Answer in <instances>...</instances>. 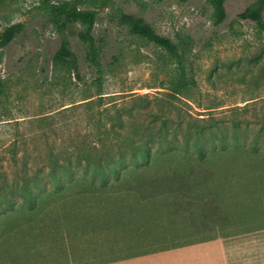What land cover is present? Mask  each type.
Here are the masks:
<instances>
[{
  "label": "rangeland",
  "instance_id": "1",
  "mask_svg": "<svg viewBox=\"0 0 264 264\" xmlns=\"http://www.w3.org/2000/svg\"><path fill=\"white\" fill-rule=\"evenodd\" d=\"M68 1H0V32L23 25L0 48V181L4 175L42 176L53 162L96 151L101 130L116 126L124 107L145 123L136 108L140 98L171 122L219 134L203 154L183 150L147 173L135 172L132 186L124 183L118 193L66 194L31 226L1 236L0 264H182L183 240L191 245L196 231L226 226L219 207L232 221L264 223V31L239 18L257 0H227L220 25L210 0L95 6L103 73L88 65L77 27L66 38L79 76L55 64L62 38L40 8ZM118 13L143 18L175 43L191 38L190 85L178 98L171 96L173 61L113 20Z\"/></svg>",
  "mask_w": 264,
  "mask_h": 264
},
{
  "label": "trees",
  "instance_id": "2",
  "mask_svg": "<svg viewBox=\"0 0 264 264\" xmlns=\"http://www.w3.org/2000/svg\"><path fill=\"white\" fill-rule=\"evenodd\" d=\"M112 1L71 0L42 4L40 8L49 15L51 23L62 38L61 46L54 57L56 65L79 76V60L66 35L69 32L74 33L73 30L80 27L77 36L86 48V61L102 75L103 49L94 35L97 10L93 7L106 6ZM226 2L227 0H210L214 9L215 25L222 24L226 19ZM239 18L256 23L264 31V0H257ZM113 20L127 28L131 35L139 36L167 53L175 64L177 74L171 96L178 98L180 91L186 90L190 85L187 64L192 49L191 38L178 37V42L175 43L158 34L143 18L131 14L118 13ZM22 31L23 25L15 24L0 32V48L11 44ZM4 92L0 71V97ZM136 102L137 112L146 122L136 123L133 120L136 111L124 107L116 116L117 125L109 130H101L100 145L94 148L96 151L83 153L75 161L53 162L42 176L22 175L12 179L5 175L2 177L0 240L5 233L31 226L51 204L66 197V194L76 191L78 195L118 193L124 183L132 186L131 179L135 172L147 173L159 161L166 162L182 154L183 150L195 149L203 154L204 147L211 146L219 134L216 128L191 123L183 126L179 121L171 122L162 113L152 110L144 99L140 98ZM121 113L126 114L129 121ZM157 121L158 126L155 125ZM206 208L208 209L205 207V210ZM219 215H223L222 222L224 219L228 220L227 213H223L220 207Z\"/></svg>",
  "mask_w": 264,
  "mask_h": 264
},
{
  "label": "crops",
  "instance_id": "3",
  "mask_svg": "<svg viewBox=\"0 0 264 264\" xmlns=\"http://www.w3.org/2000/svg\"><path fill=\"white\" fill-rule=\"evenodd\" d=\"M229 220L223 229L196 231L191 245L183 240L182 264H264V223Z\"/></svg>",
  "mask_w": 264,
  "mask_h": 264
}]
</instances>
